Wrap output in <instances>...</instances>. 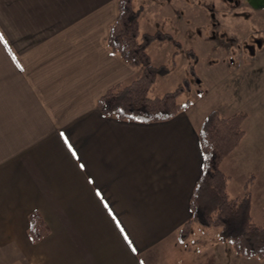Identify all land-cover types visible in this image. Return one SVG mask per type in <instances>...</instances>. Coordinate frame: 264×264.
I'll return each instance as SVG.
<instances>
[{"label": "crops", "instance_id": "crops-1", "mask_svg": "<svg viewBox=\"0 0 264 264\" xmlns=\"http://www.w3.org/2000/svg\"><path fill=\"white\" fill-rule=\"evenodd\" d=\"M116 16L117 0H0V264H264L217 227L180 233L205 115L141 123L97 109L140 74L105 45ZM33 211L48 226L36 243Z\"/></svg>", "mask_w": 264, "mask_h": 264}, {"label": "rangeland", "instance_id": "rangeland-1", "mask_svg": "<svg viewBox=\"0 0 264 264\" xmlns=\"http://www.w3.org/2000/svg\"><path fill=\"white\" fill-rule=\"evenodd\" d=\"M238 2V7H225L220 0L133 3L142 9L139 29L170 34L180 44L164 40L148 45L151 63L170 68L152 84L148 96L181 87L178 103L190 102L196 115L213 110L222 116L246 115L243 142L222 162L231 188L242 185V193L250 194L252 222L264 227V10L253 12L248 0ZM210 12L214 28L207 22ZM211 30L223 44L210 37Z\"/></svg>", "mask_w": 264, "mask_h": 264}, {"label": "trees", "instance_id": "trees-1", "mask_svg": "<svg viewBox=\"0 0 264 264\" xmlns=\"http://www.w3.org/2000/svg\"><path fill=\"white\" fill-rule=\"evenodd\" d=\"M134 0H117V16L109 25L105 45L140 74L127 84H116L97 100L96 106L105 117L123 121L153 123L170 120L189 107L190 102L178 103L181 87L161 96L150 97L148 90L156 79L167 75L169 66L153 65L146 52L154 41L179 42L167 33H142L139 30L141 7ZM244 113L222 116L210 111L203 118L199 130L203 154L201 174L192 191L189 208L191 218L180 233L187 235L192 222H200L220 229L223 239L236 255L244 258L264 259V227L257 226L250 216V194L231 198L226 191L228 176L220 164L244 136ZM247 190L248 183L244 184ZM48 233V226L36 211L28 217V237L36 243Z\"/></svg>", "mask_w": 264, "mask_h": 264}, {"label": "flooded vegetation", "instance_id": "flooded-vegetation-1", "mask_svg": "<svg viewBox=\"0 0 264 264\" xmlns=\"http://www.w3.org/2000/svg\"><path fill=\"white\" fill-rule=\"evenodd\" d=\"M221 2H222V4L226 7H228V6H232V7H238V4H239V2H238V0H220ZM251 1L252 0H248V2H247V4H248V6L250 7V9L253 11V12H257V11H261V10H264V5H259L257 2H253V3H251ZM213 4V3H212ZM230 8V7H229ZM213 12H210V15H209V17L207 18V22H209L210 23V26L211 27H213L214 28V26L213 25H215V23H212L211 22V20H210V17H213L214 16V13L212 14ZM212 15V16H211ZM212 29V28H211ZM225 36L226 37H228L229 35H226L225 34ZM210 37L212 38V39H214L215 41H217V43H219V44H223V42H220L218 39H217V37H216V33H215V31L214 30H211V33H210ZM216 37V38H215ZM180 45V44H179ZM178 45V46H179ZM253 54H254V52H253ZM252 54V55H253Z\"/></svg>", "mask_w": 264, "mask_h": 264}, {"label": "water", "instance_id": "water-1", "mask_svg": "<svg viewBox=\"0 0 264 264\" xmlns=\"http://www.w3.org/2000/svg\"><path fill=\"white\" fill-rule=\"evenodd\" d=\"M257 2L259 5H264V0H252L251 3Z\"/></svg>", "mask_w": 264, "mask_h": 264}]
</instances>
